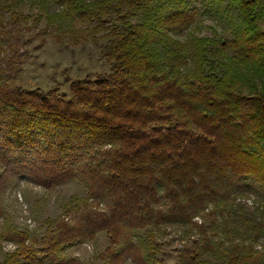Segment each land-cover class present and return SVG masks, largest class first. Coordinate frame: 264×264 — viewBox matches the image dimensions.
<instances>
[{
	"label": "trees",
	"instance_id": "obj_1",
	"mask_svg": "<svg viewBox=\"0 0 264 264\" xmlns=\"http://www.w3.org/2000/svg\"><path fill=\"white\" fill-rule=\"evenodd\" d=\"M26 1L97 28L115 15L112 72L74 80L69 95L22 87ZM197 1L237 29L194 40L181 63L196 70L182 73L167 67L168 42L196 23ZM263 21L264 0H0V217L1 191L19 182L78 181L88 193L51 221L42 247L4 234L19 245L4 263L85 264L65 249L105 232V264H159L160 240L178 229L179 264H264V85L236 94L226 69L228 59L264 62Z\"/></svg>",
	"mask_w": 264,
	"mask_h": 264
},
{
	"label": "rangeland",
	"instance_id": "obj_2",
	"mask_svg": "<svg viewBox=\"0 0 264 264\" xmlns=\"http://www.w3.org/2000/svg\"><path fill=\"white\" fill-rule=\"evenodd\" d=\"M193 5L199 9L196 23L188 33L173 36L168 42V46L175 53V61H171L167 67L182 73L196 70V63L192 58H187L185 64L181 63L185 55H190L194 51L195 46L192 44L194 40L212 42L216 38L232 39L237 29L235 20L218 21L206 14L198 1L193 2ZM18 10L21 13L18 25L22 29L24 40L27 41L23 46L27 50L26 62L18 83L25 89H43L46 92L57 90L60 94L69 95L74 80H96L112 72L108 48L111 39L116 37L111 26L117 23L115 15L109 17L105 27L97 28L94 27L96 24L79 18L73 19L64 12L48 14L43 6L37 3L26 1ZM140 16L143 17L141 12H135L131 20L137 21ZM260 25L264 30V21ZM181 45L185 48L184 52H180ZM226 63L228 79L236 94H248L252 88L261 89L264 85V62L241 64L228 59ZM4 190L1 191L5 213L0 217V264H5L7 254L15 252L19 247L14 241L4 240V234L17 229L18 232L27 234V244L36 240L42 247L43 243L47 244L48 231L54 228L51 221L59 217L64 218L65 211L73 205L76 198L88 196L86 188L78 181H70L53 189L19 182L18 185ZM241 199L243 201V198ZM244 201L249 206L257 202L252 195ZM196 220L201 222V217H197ZM177 231L172 230L170 235L160 240V252L155 257L156 263L179 264V254L187 239L185 237L181 238L183 240L177 239L175 236ZM146 232L147 230L138 231L136 244L146 237ZM107 238L105 232H100L91 241L65 249L64 254L77 257L85 264H105L103 257L109 246ZM42 255L43 253L39 256ZM207 259L215 263L212 257L208 256Z\"/></svg>",
	"mask_w": 264,
	"mask_h": 264
},
{
	"label": "built area",
	"instance_id": "obj_3",
	"mask_svg": "<svg viewBox=\"0 0 264 264\" xmlns=\"http://www.w3.org/2000/svg\"><path fill=\"white\" fill-rule=\"evenodd\" d=\"M12 244H10V246H11Z\"/></svg>",
	"mask_w": 264,
	"mask_h": 264
}]
</instances>
